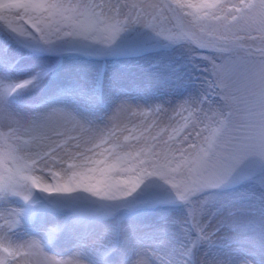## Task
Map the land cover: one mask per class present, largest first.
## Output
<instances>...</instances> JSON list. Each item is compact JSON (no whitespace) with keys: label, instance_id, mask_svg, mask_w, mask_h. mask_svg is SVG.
I'll use <instances>...</instances> for the list:
<instances>
[{"label":"snow or ice","instance_id":"6c2138e0","mask_svg":"<svg viewBox=\"0 0 264 264\" xmlns=\"http://www.w3.org/2000/svg\"><path fill=\"white\" fill-rule=\"evenodd\" d=\"M0 37L36 56L56 58L23 78L19 59L0 61V114L11 119L13 107L48 105L23 124L11 120L10 131L0 133L7 157L0 168L5 199L17 195V185L29 186L38 169L59 168L54 178L71 177L90 166L109 172L119 161L133 184L120 194L125 203L111 211L183 206L196 232L194 252L199 257L204 249L208 257L196 264H242L235 246L254 242L258 230L264 233V219L255 213L231 219L237 187L255 184L264 200V0H23L0 12ZM173 51L187 54L184 64L156 71L190 64L201 71L199 91L171 93L167 101L145 106L138 99L153 92L143 81L131 82L136 95L106 86L111 62ZM69 57L99 64L91 86H61L41 96L49 75ZM80 97L88 98L86 111L103 104L110 112L111 126L98 139L86 135L94 133L93 122L72 106ZM18 198L23 207L0 214V264H79L80 250L68 259L48 251L62 227L43 238L14 237L42 204L87 207L100 197L90 191L36 196L30 190ZM216 215L223 219L213 228ZM221 232L226 243H217Z\"/></svg>","mask_w":264,"mask_h":264},{"label":"rangeland","instance_id":"374dc122","mask_svg":"<svg viewBox=\"0 0 264 264\" xmlns=\"http://www.w3.org/2000/svg\"><path fill=\"white\" fill-rule=\"evenodd\" d=\"M15 7L17 6L13 8ZM6 44L10 43L1 38L0 53L3 52V46ZM2 55L0 56L1 61L10 62L11 58L23 55V51L16 48L12 56L3 53ZM26 55L29 53L23 56ZM186 60V53L173 51L151 57L128 58L111 62L106 73V86L113 84L127 87L133 95H136L137 92L131 82L133 80L143 81L153 92V95L141 96L138 99V102L145 106L154 100L167 101L171 93L182 96L189 91H199L202 82L201 71L193 68L190 64H185L178 71H156L160 65L171 63L175 67V65L184 64ZM55 61V57L48 56L44 61L23 57L18 78H23L29 72L47 69ZM98 68L97 62L82 57L66 58L64 67L49 75L41 96L50 95L61 86L77 90L87 89L91 86V81ZM87 104L88 98L80 97L79 103L72 106L78 108L85 119H90L93 122L94 133H86V135L91 134L94 139H98L111 126L108 120L110 112L103 104H97L94 112L86 111ZM47 107L46 104H40L39 107H36L37 109H31L29 106L13 107L11 119L0 114V133L10 131L11 120L23 124L29 119L36 118L37 113L45 111ZM12 126L15 127V125ZM135 135L133 143H136ZM103 147L107 148L108 146L104 145ZM6 158V150L0 149V168L5 166ZM60 167L66 168L67 166ZM103 167V165L90 166L81 174L56 178L53 173L58 172L59 168L38 169L31 180H34L42 190L55 188L57 193L77 191L82 196L90 191L96 193L100 199L95 200L87 207L42 204V207L35 210L34 219L26 220L23 226L18 229L14 239L43 238L49 229L62 227L58 238L49 246L48 251L58 258L68 259L76 250H80L82 254L78 258L79 264H196L197 259L201 262H205L203 258L208 259L204 249L201 250L199 257L195 252H192L195 246L196 232L183 206L157 204L148 207L121 208L116 212L111 211L125 203L120 194L129 191L133 181L127 172L122 171L127 165L121 164L119 161L114 162L113 168L109 172L101 171ZM30 190L34 193L30 185H17L14 189L17 195L10 193L5 199L3 190L0 189V214L7 213L10 208L23 207V201L18 197L29 195ZM232 196L236 203L232 208L235 216L231 219L240 220L253 213L258 221L264 219V200H261L258 186L255 184L244 185L241 189L232 190ZM68 198L70 197H55L58 201ZM212 211L214 209L210 210V213ZM222 219L223 217L219 215L212 217L213 228L219 225ZM3 223V218L0 216V224ZM3 234L4 231H0V235ZM224 235L225 232L219 233L217 243H226L222 239ZM257 245L264 249V233L259 230L254 242H242L235 246L233 254L243 255L240 257L242 264L244 262L262 264L264 251L260 256ZM114 246H119L115 252L111 250ZM111 252L113 253L109 255L108 253Z\"/></svg>","mask_w":264,"mask_h":264},{"label":"bare ground","instance_id":"6f19581e","mask_svg":"<svg viewBox=\"0 0 264 264\" xmlns=\"http://www.w3.org/2000/svg\"><path fill=\"white\" fill-rule=\"evenodd\" d=\"M18 3H20V2H18ZM18 3H16V4L18 5ZM31 109H37V108L34 107V108H31ZM257 248H258L259 255L262 256L264 249L262 247L258 246V245H257ZM203 259H204L205 262L207 261L205 258H203Z\"/></svg>","mask_w":264,"mask_h":264}]
</instances>
